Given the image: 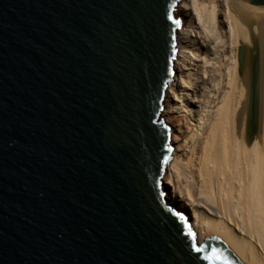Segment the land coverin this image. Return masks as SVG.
<instances>
[{
  "label": "water",
  "instance_id": "1",
  "mask_svg": "<svg viewBox=\"0 0 264 264\" xmlns=\"http://www.w3.org/2000/svg\"><path fill=\"white\" fill-rule=\"evenodd\" d=\"M182 1L0 0V264H245L166 197Z\"/></svg>",
  "mask_w": 264,
  "mask_h": 264
},
{
  "label": "bare ground",
  "instance_id": "2",
  "mask_svg": "<svg viewBox=\"0 0 264 264\" xmlns=\"http://www.w3.org/2000/svg\"><path fill=\"white\" fill-rule=\"evenodd\" d=\"M180 6L190 21L178 31L165 96L175 147L166 197L189 218L198 242L214 237L245 264H264V12L239 0ZM222 45L233 59L217 78L211 56Z\"/></svg>",
  "mask_w": 264,
  "mask_h": 264
},
{
  "label": "rangeland",
  "instance_id": "3",
  "mask_svg": "<svg viewBox=\"0 0 264 264\" xmlns=\"http://www.w3.org/2000/svg\"><path fill=\"white\" fill-rule=\"evenodd\" d=\"M187 12H188L187 9L186 8H182L181 6L179 7V10L177 11V15H179L181 17L182 22H183V27H185V28L188 26L189 21H190L189 20L190 18L188 17ZM221 12H220V15H219V19L222 22V20H225V17H224V13L223 12L221 13ZM223 26H224V24H223ZM225 30L228 31V25H227L226 22H225ZM231 49L232 48L230 46H228V45H224V47L222 45L221 48L216 49L215 52H213V54L211 56V59L213 58L212 61L214 63H216L214 65L216 68L215 67L214 68L216 69L215 70V75H216V77L218 76L217 78H219L220 72H223V71L225 72L228 69V67L230 66L231 62H232L233 53L231 52ZM211 50H212V48H211ZM212 86H214V85L212 84ZM190 118H192V117H190ZM170 195H171V193L169 192V197H170ZM190 212H191V214H193L192 211H190Z\"/></svg>",
  "mask_w": 264,
  "mask_h": 264
},
{
  "label": "snow or ice",
  "instance_id": "4",
  "mask_svg": "<svg viewBox=\"0 0 264 264\" xmlns=\"http://www.w3.org/2000/svg\"><path fill=\"white\" fill-rule=\"evenodd\" d=\"M197 251H199V249H197ZM206 259H208V257H205Z\"/></svg>",
  "mask_w": 264,
  "mask_h": 264
}]
</instances>
